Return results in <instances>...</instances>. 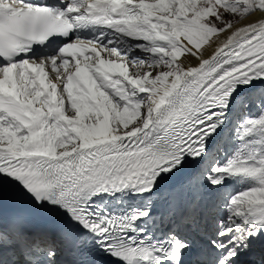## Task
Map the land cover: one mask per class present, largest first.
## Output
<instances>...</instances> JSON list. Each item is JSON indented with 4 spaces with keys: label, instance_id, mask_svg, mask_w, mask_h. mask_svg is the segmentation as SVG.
Listing matches in <instances>:
<instances>
[{
    "label": "snow or ice",
    "instance_id": "snow-or-ice-1",
    "mask_svg": "<svg viewBox=\"0 0 264 264\" xmlns=\"http://www.w3.org/2000/svg\"><path fill=\"white\" fill-rule=\"evenodd\" d=\"M0 264H264V0H0Z\"/></svg>",
    "mask_w": 264,
    "mask_h": 264
},
{
    "label": "rangeland",
    "instance_id": "rangeland-1",
    "mask_svg": "<svg viewBox=\"0 0 264 264\" xmlns=\"http://www.w3.org/2000/svg\"><path fill=\"white\" fill-rule=\"evenodd\" d=\"M130 71H132V69H130Z\"/></svg>",
    "mask_w": 264,
    "mask_h": 264
}]
</instances>
